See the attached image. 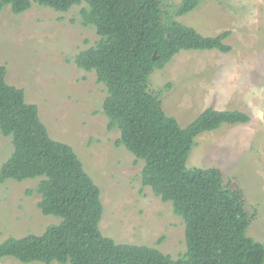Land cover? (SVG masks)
<instances>
[{"label": "rangeland", "instance_id": "1", "mask_svg": "<svg viewBox=\"0 0 264 264\" xmlns=\"http://www.w3.org/2000/svg\"><path fill=\"white\" fill-rule=\"evenodd\" d=\"M180 1L162 0L166 15L174 14ZM79 10L74 6L58 12L33 3L15 14L6 6L0 11V65L7 67L8 83L24 88L26 101L38 105L51 137L73 146L100 187L102 233L118 243L155 246L177 258L187 250L183 218L171 202L143 185L144 161L117 146L120 131L108 126L106 86L94 71L74 61L76 53L99 39L94 26L81 24ZM176 19L206 36L230 31L225 41L232 49L181 50L165 68L153 70L150 91L163 90V109L182 126L208 106L251 116L249 122L223 123L201 133L186 166L220 168L223 184L243 191L251 220L247 234L264 243V0H201ZM12 151L11 137L0 132V167ZM40 180L0 183V242L39 235L60 222L38 207L42 196L35 188ZM0 264L44 263L6 256Z\"/></svg>", "mask_w": 264, "mask_h": 264}, {"label": "trees", "instance_id": "2", "mask_svg": "<svg viewBox=\"0 0 264 264\" xmlns=\"http://www.w3.org/2000/svg\"><path fill=\"white\" fill-rule=\"evenodd\" d=\"M200 2L181 0L175 13L166 15L162 0H0V11L9 5L15 14L33 3L58 12L80 6L81 24L94 26L99 39L74 61L106 86L103 108L109 128L120 131L116 145L144 161L143 185L172 203L185 222L187 245L174 258L155 246L118 243L104 235L100 187L73 146L51 137L38 105L26 101L24 88L8 83L7 67L0 65V132L13 143L0 167V183L41 178L35 188L42 196L38 207L61 218L42 234L6 238L0 258L44 264H264V243L247 234L251 220L243 191L223 184L216 166H186L201 133L223 123L249 122L251 116L208 106L182 126L163 109V90L153 93L149 87L153 70L165 68L181 50L232 49L225 41L230 31L206 36L176 19Z\"/></svg>", "mask_w": 264, "mask_h": 264}, {"label": "water", "instance_id": "3", "mask_svg": "<svg viewBox=\"0 0 264 264\" xmlns=\"http://www.w3.org/2000/svg\"><path fill=\"white\" fill-rule=\"evenodd\" d=\"M157 51L155 52V57H156Z\"/></svg>", "mask_w": 264, "mask_h": 264}]
</instances>
